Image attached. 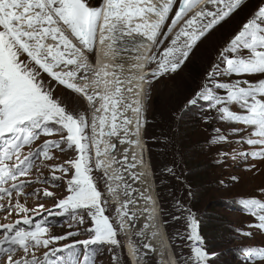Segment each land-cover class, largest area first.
Masks as SVG:
<instances>
[{"label":"snow or ice","instance_id":"1","mask_svg":"<svg viewBox=\"0 0 264 264\" xmlns=\"http://www.w3.org/2000/svg\"><path fill=\"white\" fill-rule=\"evenodd\" d=\"M202 3L204 0H179L178 4L177 0H102L99 6H91L89 0H0V212L5 213V219L12 213L21 217L14 222L0 223V264H81V255L82 264H95V258L105 246L109 251L111 246L120 247L117 228L105 214L102 194L91 174L90 149L95 148V167L101 168L104 161L99 158L110 155L117 147L115 143L106 142L105 136L120 137L123 132L121 144H138V140L128 137L139 135L141 101L126 93H133L145 78L138 74L124 76V53L134 54L131 59L136 63L132 68L137 72L145 67L144 61L157 64L153 76L175 72L197 44L243 7L246 0H207L211 10L204 8L188 17ZM181 21L184 23L170 45L161 52L163 41ZM49 40L54 43H47ZM97 44L104 49L105 59L120 57L121 62L115 66L118 71L109 72L107 69L111 65L108 64L94 71L91 86L102 91L89 93L88 83L81 85L76 81L78 77L87 81L92 66L85 53H91ZM153 48L156 51L151 55L141 51ZM22 55L27 59L22 60ZM218 61L208 73L204 87L188 104L194 106L201 100L207 101L210 109L220 114L218 119L221 121L245 126L244 129H233L234 135L252 129L248 137L238 141L251 149L239 151V158L264 161V79L217 83L218 76L264 75V6H259L242 25L222 49ZM42 73L86 98L94 108L91 124L84 114L69 112L54 98L53 90L40 78ZM133 81L137 82L135 88L131 86ZM216 89H223L226 96L216 95ZM136 95L139 96L138 91ZM229 105H236L242 111H232ZM129 110L137 114L134 131L128 127L133 120L125 115ZM89 127L91 135L86 132ZM105 128L109 130L105 131ZM215 131L219 133L220 129ZM226 140V136L219 135L213 142ZM101 144H104L103 150ZM73 149L78 156L64 162L70 167L47 163L54 159V152L67 153ZM135 159L133 155L132 160ZM124 160H128L126 150ZM111 163L120 161L113 157ZM135 166L128 165L129 168ZM44 168L50 170L48 178L43 177ZM72 169V178L66 181L69 194L57 199L54 205L58 211L45 209L43 203L29 209L26 203L20 202V197L25 201L31 197L39 198L41 192L45 198L54 197L47 188L30 193L25 189L35 184L60 187L57 182ZM33 175L34 179H22ZM142 175L134 174L132 178L138 180ZM109 179L123 180V176ZM237 179L233 177V180ZM127 187L125 194L129 195ZM108 190L114 193L116 188L109 184ZM260 193L264 196V189ZM141 196L144 197L143 192ZM134 203V200H128L123 209L116 210L121 231L135 219L133 214L126 220L129 217L127 206ZM238 203L245 214L257 221L251 226L264 235V199L239 198ZM45 212L66 217L70 228L79 229L87 223L91 226L83 231L54 236L50 234L53 225L43 218ZM34 216H41V220L34 222ZM188 221L193 253L190 259L195 264H208L209 254L203 248L198 224L191 215ZM144 234L142 231L138 235ZM80 235L90 238L56 246L60 241ZM152 235L155 237L157 233ZM242 235L253 236L250 232ZM129 247L134 257L143 259L145 254L138 247L131 243ZM143 247L151 248V245L144 244ZM40 249L47 251L37 256ZM243 255L248 264H257V261H264V247L246 246ZM113 260L119 264L118 253Z\"/></svg>","mask_w":264,"mask_h":264},{"label":"rangeland","instance_id":"2","mask_svg":"<svg viewBox=\"0 0 264 264\" xmlns=\"http://www.w3.org/2000/svg\"><path fill=\"white\" fill-rule=\"evenodd\" d=\"M101 3L102 0H92L90 5L99 6ZM178 3L179 0H177ZM259 6H264V0H246L243 7L197 44L187 60L183 62L177 71L168 72L162 76H153L152 73L157 68V64L148 62L146 65L152 73L145 76L147 90L142 107V130L145 143L147 137L153 147L152 155L162 181L166 218H168L167 221L173 233L177 236L173 248L180 264H195L194 260L190 259L193 253L190 247L192 241L188 238L190 234L188 217L191 215L195 218L198 224V232L201 225L200 217L191 211L190 188L184 178L186 169L183 166L181 148L179 146V138H181L179 134V122L181 118L184 125L191 123L192 125L197 124L199 127L194 137V141L198 142L197 157L201 158L200 161L203 162L204 168H207L206 174L213 189L210 192V196L205 200L204 207L209 205L208 217L213 218V221H215L214 237L210 233L208 240L204 241L203 234L199 232V235L203 239V248L209 254L208 264H248L243 255V249L246 246L264 247V235L260 234L257 228L251 226L257 223V221L251 215L245 214L238 203L239 198L257 197L264 199V196L260 193V190L264 189V161L252 160L251 158L246 161L239 158V151H250L251 149L247 145H241L238 141L248 137L252 129H245L234 135L233 129H244L245 126L221 121L218 119L220 114L215 109H210L209 102L207 101L201 100L194 106L188 104V101L204 87L208 73L213 65L219 62L218 57L222 49L241 30L242 25L253 16ZM204 8L211 10V5L207 3V0H204V3L190 12L188 17H191L196 12H200ZM188 17H185V19ZM170 21L171 14L168 21L169 24ZM183 23L184 21H181L168 36V39L163 41L160 48L161 52L170 45L171 39L175 37ZM166 28L167 25L164 31H166ZM155 51L156 49L153 48L152 52ZM93 52L94 50L91 53H85L88 59H93ZM21 59L26 60V55H22ZM82 75L83 73H81ZM40 78L45 82L46 87L53 90L54 98L59 100L69 112L84 114L89 124H91L90 114H92V106L89 105L83 95L76 94L63 85H59L47 73H42ZM235 79H247L251 82H258L260 79H264V75L245 77L218 76L217 83H230ZM76 82L81 83L82 80L78 77ZM94 90L96 89L88 91L91 93ZM215 94L221 97L226 96V92L223 89H216ZM229 108L238 113L242 111L236 105H229ZM147 126L149 128L146 131ZM216 129H220V132L217 133ZM86 132L91 135V128L86 129ZM188 132H192V130L189 129ZM219 135L226 136L227 140L222 143H214V139ZM51 138L54 139L56 137ZM37 143H40V141ZM146 149L151 163L147 144ZM53 155L54 159L47 163L59 165L64 164L66 160L75 159L78 153L73 149L68 150L67 153L54 152ZM92 158L91 174L96 183L97 190L102 194L101 199L104 202L102 206L106 209L105 214L109 216L110 221L117 228V239L120 241V247L111 246V251L108 250V246H105L101 254L95 258V264H116L113 256L117 253L119 254V264H130L124 252L125 239L123 231L119 229L117 223V212L110 205V200L106 194L108 184L106 185V179L98 172V168L95 167L96 161L94 156ZM64 166L70 167L67 164H64ZM151 167L153 170L152 163ZM42 172L44 178L50 176L48 168L42 169ZM73 173L74 169L69 171L62 181L57 182L60 184V187L35 184L34 187L25 189L26 193H30L35 189L47 188V190L55 194L54 197L45 198L41 192L39 198L31 197L25 201L24 197H20V202L26 203L29 209L37 208L40 203H43L45 209H51L53 212L58 211L54 209V205L57 199L64 198L69 194L67 192L66 181L72 178ZM59 174L57 173V175ZM233 177L238 179L233 180ZM34 178L35 176L33 175L32 177L22 179ZM20 218L16 213H12L5 219V213L0 212V223L14 222ZM43 218L53 225L50 228V234L54 236L64 235L69 231H83V229L91 226L90 223H87L81 225L79 229L70 228L66 217L55 214L49 215L46 212L43 213ZM162 218L167 231L163 215ZM33 219L34 222H39L41 216H34ZM209 231L211 230L208 228ZM248 232L253 234L252 238L242 235V233ZM89 238V235L70 237L68 240L60 241L56 246L72 243L73 240ZM135 243L140 252L145 254L143 259H140L142 264H161L152 250L143 247L144 244L139 238L135 237ZM44 251L47 250L40 249L36 253L37 256H42ZM79 259L82 264L83 256L81 255ZM257 264H264V261H257Z\"/></svg>","mask_w":264,"mask_h":264},{"label":"bare ground","instance_id":"3","mask_svg":"<svg viewBox=\"0 0 264 264\" xmlns=\"http://www.w3.org/2000/svg\"><path fill=\"white\" fill-rule=\"evenodd\" d=\"M74 43H78L73 39ZM47 43H54L53 41L49 40ZM79 46V45H78ZM144 52L145 55H151L152 49L149 50H141ZM134 55L132 53H124V76H131V75H141L145 78V73L149 70L146 66L148 61H144L145 67L137 72L136 69L132 68V64L136 63V61L131 59V56ZM95 56V51H94ZM89 64L92 66V70L88 74L87 81H82L80 84L88 83L90 85L88 90L94 89L91 84L92 81L95 79L94 75L92 74L94 71L99 70L103 67L104 64L111 65L107 70L109 72L118 71L116 69V65L121 62L120 57L112 58V59H105L104 57V49L99 46L98 44V51L96 57V63L91 62V59H88ZM109 79H113L109 77ZM136 81H133L132 87L135 88ZM101 90L102 89H96ZM147 90L146 81L140 82V87L136 89L133 93H126V95L131 96L133 99H139L141 101V107L144 105L145 100V92ZM136 91L139 92V96L136 95ZM96 106H99V102H97ZM94 108L92 107V114L91 120L93 118ZM96 115H100L97 113ZM128 118L133 120V123L128 125L130 131L135 130V122L137 119V114L133 113L129 110L125 114ZM90 117V116H89ZM140 120V130L138 136H129V139L138 140V144H121L119 142L120 138L123 137V132H121L120 137H107L105 136L103 139L108 143H115L118 150L114 153L111 152L108 156H101L99 159L104 161V164L101 168H98V172L106 179V183L109 185L111 184L116 191L114 193H109L107 189V196L110 198V205L117 210L118 208L123 209V205L128 200H134V204H128L127 211L129 213V217L126 220H130V218L135 214V219L130 220L129 225L123 230V236L125 239L124 244V252L130 262V264H142L140 259L134 257L131 253L129 244L136 246L135 237L139 238V240L143 244H150L152 250L158 260H160L161 264H180L177 260L174 248L170 242L168 233L165 229L162 213L160 211V204L157 196V191L155 192V188L153 187V180L152 177L154 176L151 163L148 157V152L146 149V143L144 141V134L142 130V123H143V115L142 112L139 114ZM91 123V122H90ZM108 128H105V131H108ZM101 149L103 150L104 144L100 145ZM125 150L127 151L128 160H124ZM90 152L92 156H94L95 161V148H91ZM145 153H147L145 155ZM135 155L136 159L132 160V156ZM147 157V160L145 158ZM113 157L120 161V163H111ZM111 164V167H109ZM129 164H135L136 166L133 168H129ZM107 173V175L105 174ZM143 173L142 176L138 180L133 179L134 174ZM153 173V174H152ZM117 175H122L123 180H116V179H109V177H115ZM127 187V191L129 195L125 194V186ZM141 192H143L144 197H150L151 200L147 201L144 197L141 196ZM117 212V211H116ZM151 216V219L149 218ZM118 219V215L117 218ZM163 223V224H162ZM148 225L146 228L145 226ZM144 232L143 236L138 235L140 232ZM157 233L155 237H153V233ZM137 247V246H136Z\"/></svg>","mask_w":264,"mask_h":264},{"label":"trees","instance_id":"4","mask_svg":"<svg viewBox=\"0 0 264 264\" xmlns=\"http://www.w3.org/2000/svg\"><path fill=\"white\" fill-rule=\"evenodd\" d=\"M89 3H92V0H89ZM149 126L146 127V131ZM197 124L186 123L183 124L182 118L179 122V134L181 138H179V146L181 148V157L183 166L186 169V173L184 175L185 181L190 188L191 194V211L196 213L198 217H200L201 225L199 227V232L203 234L204 241H207L209 238V234L212 233L214 237V222L213 218L208 217L209 205L204 207V202L210 196V192L213 190L212 185L209 183L208 175L206 174L207 168H204L203 162L200 161V157H197L198 150V142L195 140V132L198 130ZM191 129L192 132H188ZM146 144L149 148L151 163L153 165L155 183L157 188V195L159 204L161 203V212L164 216L167 233L170 239L172 246H175L177 236L173 233V230L169 226L168 218H166L167 214L165 211V202H164V192L162 187V181L160 174L157 171L156 162L152 155L153 147L146 137ZM204 208V209H203ZM210 224V226H209ZM208 226V227H207ZM208 228L211 230L208 232ZM211 239V238H210ZM177 257V256H176Z\"/></svg>","mask_w":264,"mask_h":264},{"label":"water","instance_id":"5","mask_svg":"<svg viewBox=\"0 0 264 264\" xmlns=\"http://www.w3.org/2000/svg\"><path fill=\"white\" fill-rule=\"evenodd\" d=\"M94 51H95V56H94V52H93V59L91 60V62H94L96 63V57H97V51H98V44L96 46V48H94ZM118 150V148L116 147V149L114 150V153ZM148 152V151H147ZM147 153H145L146 155ZM146 160H147V157L145 156ZM153 174V173H152ZM152 180H153V187L155 188V192H156V183H155V178L154 176L152 177ZM160 208V211H161V206H159ZM163 224V223H162Z\"/></svg>","mask_w":264,"mask_h":264},{"label":"flooded vegetation","instance_id":"6","mask_svg":"<svg viewBox=\"0 0 264 264\" xmlns=\"http://www.w3.org/2000/svg\"><path fill=\"white\" fill-rule=\"evenodd\" d=\"M106 185H107V183H106ZM108 189V186H107V188H106V190ZM109 198V197H108ZM109 200H110V198H109Z\"/></svg>","mask_w":264,"mask_h":264}]
</instances>
